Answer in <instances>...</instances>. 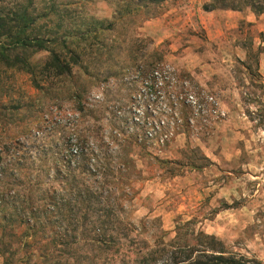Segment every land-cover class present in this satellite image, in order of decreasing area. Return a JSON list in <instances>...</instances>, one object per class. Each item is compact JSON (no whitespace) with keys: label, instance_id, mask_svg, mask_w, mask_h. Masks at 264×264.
Here are the masks:
<instances>
[{"label":"rangeland","instance_id":"obj_1","mask_svg":"<svg viewBox=\"0 0 264 264\" xmlns=\"http://www.w3.org/2000/svg\"><path fill=\"white\" fill-rule=\"evenodd\" d=\"M35 1L43 7L72 0ZM211 1L154 7L147 0H95L75 14L57 9L66 33L88 21L103 30L81 43L82 62L70 76L44 75L42 52L29 58L32 71L0 65V148L21 139L34 154L32 144L60 147L73 132L105 147L122 132L140 144L128 152L138 172L136 220L159 219L166 239L176 223L191 221L227 253L264 264V35L243 23L226 30L221 13L230 10L216 9L222 34L212 39L201 18ZM125 4L144 9L125 17ZM114 12L124 18L106 29ZM159 21L156 40L144 29ZM156 123L165 135L149 127Z\"/></svg>","mask_w":264,"mask_h":264},{"label":"trees","instance_id":"obj_2","mask_svg":"<svg viewBox=\"0 0 264 264\" xmlns=\"http://www.w3.org/2000/svg\"><path fill=\"white\" fill-rule=\"evenodd\" d=\"M94 1L39 7L35 0H0V65L32 71L29 58L42 52L44 75H72L84 55L81 43L95 41L103 28L88 21L85 28L81 24L73 34L66 33L57 9L75 14ZM147 1L155 7L166 0ZM121 7L122 13L129 12L125 17L132 18L144 9ZM245 8L263 14L264 0H212L203 11ZM54 15L56 23L51 25ZM117 15L114 12V22L106 29L124 18ZM89 54L95 59L99 55ZM149 127L158 136L166 133L159 123ZM121 133L114 135L118 143L111 141L105 147L73 132L60 147L32 144L34 154L21 139L0 148L1 264H261L227 253L191 221L176 223L173 236L166 239L159 219L136 220L132 206L137 179L132 174L138 172L128 152L140 144Z\"/></svg>","mask_w":264,"mask_h":264},{"label":"crops","instance_id":"obj_3","mask_svg":"<svg viewBox=\"0 0 264 264\" xmlns=\"http://www.w3.org/2000/svg\"><path fill=\"white\" fill-rule=\"evenodd\" d=\"M204 13L206 14L201 16V18L204 20V28L210 33L211 36H213L212 39L217 38V32H219V35L222 34V30L220 29L221 26L218 28V24L214 21L217 17V14L213 11ZM221 14L222 18L225 20L224 25L226 26V30H229L230 28H237L241 23H243L245 25H251L252 29H254L257 33H262L264 35V13L255 16L252 13L244 14L238 11H223ZM159 23L160 21L158 23H149L144 29L149 36L156 40H159L160 33L156 32L153 27ZM262 46H264V43H262ZM237 54L241 53L238 52ZM259 73L264 76V53L260 58Z\"/></svg>","mask_w":264,"mask_h":264},{"label":"built area","instance_id":"obj_4","mask_svg":"<svg viewBox=\"0 0 264 264\" xmlns=\"http://www.w3.org/2000/svg\"><path fill=\"white\" fill-rule=\"evenodd\" d=\"M147 84V83H146Z\"/></svg>","mask_w":264,"mask_h":264}]
</instances>
